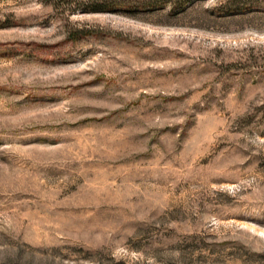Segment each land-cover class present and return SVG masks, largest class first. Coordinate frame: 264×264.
Wrapping results in <instances>:
<instances>
[{"label":"rangeland","instance_id":"1","mask_svg":"<svg viewBox=\"0 0 264 264\" xmlns=\"http://www.w3.org/2000/svg\"><path fill=\"white\" fill-rule=\"evenodd\" d=\"M0 264H264V0H0Z\"/></svg>","mask_w":264,"mask_h":264}]
</instances>
